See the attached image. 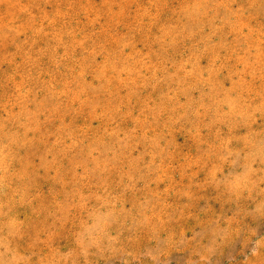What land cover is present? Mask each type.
<instances>
[{
  "label": "rangeland",
  "instance_id": "obj_1",
  "mask_svg": "<svg viewBox=\"0 0 264 264\" xmlns=\"http://www.w3.org/2000/svg\"><path fill=\"white\" fill-rule=\"evenodd\" d=\"M0 264H264V0H0Z\"/></svg>",
  "mask_w": 264,
  "mask_h": 264
}]
</instances>
